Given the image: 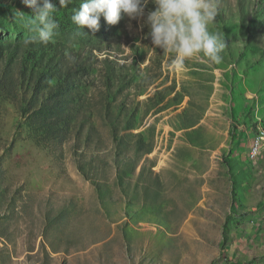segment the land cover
<instances>
[{
    "label": "rangeland",
    "instance_id": "rangeland-1",
    "mask_svg": "<svg viewBox=\"0 0 264 264\" xmlns=\"http://www.w3.org/2000/svg\"><path fill=\"white\" fill-rule=\"evenodd\" d=\"M51 2L25 46L33 9L0 0V264H235L264 232V0H217L221 62L181 69L153 0L94 33Z\"/></svg>",
    "mask_w": 264,
    "mask_h": 264
},
{
    "label": "clouds",
    "instance_id": "clouds-1",
    "mask_svg": "<svg viewBox=\"0 0 264 264\" xmlns=\"http://www.w3.org/2000/svg\"><path fill=\"white\" fill-rule=\"evenodd\" d=\"M34 11L25 40V46L34 43L47 44L56 35L59 27L53 14L56 11L51 0H23ZM74 0H59L66 8ZM155 10L147 14L151 42L155 48L174 54L171 66L181 69L192 58H207L220 63L226 47L224 37L209 31V24L218 15L217 0H153ZM149 0H87L72 21L81 31L87 27L93 33L99 30L101 16L107 24L116 25L123 17L137 19L145 13ZM42 5V6H41ZM143 27V25H141ZM82 32V31H81Z\"/></svg>",
    "mask_w": 264,
    "mask_h": 264
},
{
    "label": "crops",
    "instance_id": "crops-1",
    "mask_svg": "<svg viewBox=\"0 0 264 264\" xmlns=\"http://www.w3.org/2000/svg\"><path fill=\"white\" fill-rule=\"evenodd\" d=\"M252 235V242L248 243L252 245V247L248 246L247 250L244 248L241 249V253L243 256H239L240 254L235 253L234 256L231 257V261H234L235 264H264V232H254ZM259 236H262L261 241H254V239H258ZM240 253V252H239Z\"/></svg>",
    "mask_w": 264,
    "mask_h": 264
},
{
    "label": "trees",
    "instance_id": "trees-1",
    "mask_svg": "<svg viewBox=\"0 0 264 264\" xmlns=\"http://www.w3.org/2000/svg\"><path fill=\"white\" fill-rule=\"evenodd\" d=\"M22 75H24V74H22ZM22 75H18L20 79H23V78H22ZM48 80L51 81L52 78H48ZM34 83H35L36 86H40V85H42V83H43V79H42V77H41L39 74H38V77H37V78H34ZM22 87H23V86H21L20 88L22 89ZM57 87H58V86H49V84H48V88H49V89H48V91H46L45 94H46L48 97H53V95H54L53 93L56 91V89H58ZM43 103H45V102H43ZM49 104H50V103L47 102V103H45L44 105H47V106H48ZM57 107H58V106H56V105H55V106L50 105V106H49V109H50L52 112H54V111L57 109Z\"/></svg>",
    "mask_w": 264,
    "mask_h": 264
},
{
    "label": "bare ground",
    "instance_id": "bare-ground-1",
    "mask_svg": "<svg viewBox=\"0 0 264 264\" xmlns=\"http://www.w3.org/2000/svg\"><path fill=\"white\" fill-rule=\"evenodd\" d=\"M262 141H263V134L261 133L259 136H257V138H255V140L252 143L253 159L258 157L262 147Z\"/></svg>",
    "mask_w": 264,
    "mask_h": 264
},
{
    "label": "built area",
    "instance_id": "built-area-1",
    "mask_svg": "<svg viewBox=\"0 0 264 264\" xmlns=\"http://www.w3.org/2000/svg\"><path fill=\"white\" fill-rule=\"evenodd\" d=\"M250 152H251V157H252L253 151H250Z\"/></svg>",
    "mask_w": 264,
    "mask_h": 264
}]
</instances>
